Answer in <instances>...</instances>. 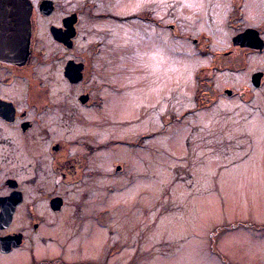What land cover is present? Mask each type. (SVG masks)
<instances>
[{"label":"rangeland","instance_id":"obj_1","mask_svg":"<svg viewBox=\"0 0 264 264\" xmlns=\"http://www.w3.org/2000/svg\"><path fill=\"white\" fill-rule=\"evenodd\" d=\"M146 8L158 10L165 25L176 27L179 22L193 36L207 32V40L213 37L212 49L229 48L227 40L247 28H255L264 39V0H128L123 9L128 27L119 30L110 24L115 34L111 43L120 46L128 61L124 73L128 87L124 84L125 97L116 95L124 107L116 101L111 113V93L105 90L102 96L109 103L99 112L104 118L99 122L106 129L110 114L127 106V115L115 118V135L109 140H128V149L115 152L112 147L115 158L102 153L100 171H109L113 161L124 159L128 181L121 177L99 183L100 197L107 182L117 185L107 201L112 210L107 225L114 233L104 232L105 247L118 243L109 264H264V88L249 104L225 101L200 112L197 119L188 115L189 121L185 118L180 127L194 126L196 133H176L179 123L174 114L196 106L192 72L205 60L179 54L188 41L184 36L174 40L177 28L172 34L167 27L160 31L142 24ZM201 42L205 44L203 38ZM108 54L101 56L104 65L97 73L104 72ZM241 59L240 54L238 64ZM216 60L214 56L208 64ZM248 63L249 69L264 71V52L248 56ZM218 81L239 85L248 80L246 75L227 73ZM98 84L94 86L103 87ZM101 134L105 132L97 135ZM142 138L145 142L139 144ZM35 190L36 185H25L28 199ZM104 202L102 198L100 208L106 209ZM58 251L44 248L41 255L52 257ZM27 252L19 259L28 258ZM18 261L4 258L5 264Z\"/></svg>","mask_w":264,"mask_h":264},{"label":"flooded vegetation","instance_id":"obj_2","mask_svg":"<svg viewBox=\"0 0 264 264\" xmlns=\"http://www.w3.org/2000/svg\"><path fill=\"white\" fill-rule=\"evenodd\" d=\"M126 5L128 0H0V264H5L4 258L19 260L16 264H109L114 259L118 243L105 247L104 232L114 233L107 225L112 212L107 201L117 185L107 182L100 197L99 183L123 177L128 181V162L113 161L111 170L104 172L100 163L102 153L116 157L112 147L115 152L128 149V140H109L115 135V118L128 111L126 106V110L110 114L106 129L99 112L109 103L102 96L106 89L111 93L110 113L126 96L128 61L120 46L111 43L115 34L110 30V24L119 30L128 27V14L123 13ZM23 7L29 11L24 51L20 45ZM145 11L142 24L160 31L177 28L174 40L178 42V37H185L187 50L179 51L181 56L205 60L192 72L196 106L180 116L173 113L179 123L176 133H196L194 126L180 127L185 118L189 121L188 115L197 119L200 112L225 101L249 104L261 93L264 71L249 69L248 56L259 55L264 48L245 47L234 40L246 29L227 40L229 48L212 49L213 37L207 40V32L193 36L179 22L176 27L165 25L158 10ZM87 24L95 26L88 29ZM106 53L110 61L106 60L104 72L97 73ZM240 54L243 59L238 64ZM214 56L217 60L208 64ZM225 61L230 65L223 64ZM227 73L246 75L248 81L221 85L218 80ZM95 83L103 87L97 88ZM26 184L37 186L31 200ZM102 198L106 209L100 208ZM44 248L59 251L52 257L42 256ZM25 250L28 258L20 260ZM102 250L105 254L100 263Z\"/></svg>","mask_w":264,"mask_h":264},{"label":"water","instance_id":"obj_3","mask_svg":"<svg viewBox=\"0 0 264 264\" xmlns=\"http://www.w3.org/2000/svg\"><path fill=\"white\" fill-rule=\"evenodd\" d=\"M21 18V30H20V45L21 50L26 49L27 40L29 37V11L26 7L21 8L20 10ZM235 43H242L245 47H250L254 49L262 50L264 48V41L260 37V33L255 28H248L243 33L235 37ZM13 210L11 211V213Z\"/></svg>","mask_w":264,"mask_h":264},{"label":"trees","instance_id":"obj_4","mask_svg":"<svg viewBox=\"0 0 264 264\" xmlns=\"http://www.w3.org/2000/svg\"><path fill=\"white\" fill-rule=\"evenodd\" d=\"M140 141L142 142V141H143V138H142ZM141 142H140V143H141Z\"/></svg>","mask_w":264,"mask_h":264}]
</instances>
